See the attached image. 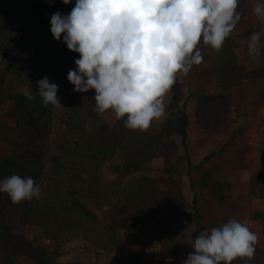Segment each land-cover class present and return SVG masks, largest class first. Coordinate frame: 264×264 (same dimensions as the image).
<instances>
[{
    "label": "trees",
    "instance_id": "1",
    "mask_svg": "<svg viewBox=\"0 0 264 264\" xmlns=\"http://www.w3.org/2000/svg\"><path fill=\"white\" fill-rule=\"evenodd\" d=\"M75 3L76 0L69 4L63 0H0V99L13 105L5 112L15 122L14 128L0 132V141L11 148V153L0 157V181L15 174L32 177L37 185L42 176L40 159L43 157L38 139L50 127L48 120L42 121L38 115L52 106H44L37 90H32L35 99L28 101L22 91L10 89L38 85L39 80L47 77L58 86L57 95L67 108V143L40 198L13 204L7 194L0 193V264H20L23 256L34 264H62L60 258L65 247L75 241L116 258L120 264H140L137 255L118 253L119 235L123 230L129 233L131 242L158 248L157 258L179 260L180 232L173 226L180 224L187 214L188 203L182 192L172 187L164 191L158 180L150 176L135 178L123 188L117 183L103 188L98 173L100 160L111 161L117 152L125 159L124 178L154 159L163 158L167 162L175 152L168 140L170 136L180 138L186 161L191 164L189 116L182 109L181 97L173 85L170 102L173 112L159 129L130 130L124 125L126 117L113 126L106 124L95 111L94 90L75 92L67 79L69 70L76 69L79 54L69 51L63 41L57 45L50 31L52 14L70 13ZM237 11L241 14L239 27L243 23L241 4ZM24 17H34L37 24H25L13 30L11 23ZM235 38L231 34L219 52L208 46L216 56L213 65L219 91L195 94L196 123L207 132L223 128L230 120L229 89L241 86L246 80H261L264 87V48L261 62L246 71L238 65ZM86 124L90 130H86ZM211 157L212 154L206 155L203 162ZM261 158L264 162V153ZM200 183L208 188L211 198L222 196L228 188L216 167L204 171ZM249 193L255 199L264 200V173L251 178ZM85 195L93 197L101 215L86 205ZM193 204H197L196 198ZM194 214L199 229L192 235L193 241L206 229L226 223L224 220L200 222L202 215L197 207ZM162 219L167 225H161ZM19 222L39 225L49 242L40 243L13 233L12 225ZM150 223L156 228L144 232L141 227ZM232 264H264V248L257 243L252 260L237 259Z\"/></svg>",
    "mask_w": 264,
    "mask_h": 264
},
{
    "label": "clouds",
    "instance_id": "2",
    "mask_svg": "<svg viewBox=\"0 0 264 264\" xmlns=\"http://www.w3.org/2000/svg\"><path fill=\"white\" fill-rule=\"evenodd\" d=\"M64 4L71 0H63ZM240 0H76L71 12L51 16L50 31L69 51L78 53L76 69L67 79L74 91L94 90L95 111L114 114L126 128L147 131L165 115V98L178 76L203 62L200 45L221 51L241 20ZM254 14L264 22V3ZM264 30L246 40L248 54L257 62L262 55ZM44 106L63 107L58 86L47 77L38 81ZM35 99L31 86L22 89ZM86 130H90L88 124ZM0 193L13 204L40 198L32 177L10 175L0 181ZM258 235L236 219L197 236L183 264H232L252 260Z\"/></svg>",
    "mask_w": 264,
    "mask_h": 264
},
{
    "label": "rangeland",
    "instance_id": "3",
    "mask_svg": "<svg viewBox=\"0 0 264 264\" xmlns=\"http://www.w3.org/2000/svg\"><path fill=\"white\" fill-rule=\"evenodd\" d=\"M257 3H264V0H240L243 23L232 33L236 37L233 45L238 65L246 71L254 69L259 64L248 54L246 44V40L253 32L264 30V22L253 12ZM68 14L69 11H66L61 15ZM25 24L36 25L37 19L24 17L13 21L11 27L13 30H19ZM62 41L63 34L61 40L56 41L57 45H60ZM261 43L264 44V37ZM199 47L203 62L193 66L186 76H178L174 84L181 97L182 109L188 114L190 120L188 151L191 164L188 165L181 140L176 136L168 138L175 152L167 162L163 158L154 159L126 178L122 176L125 159L119 152L112 157L111 161L100 160L99 162L98 181L103 188L110 187L114 183L123 188L126 182L150 176L158 180L160 188L164 191L170 187L180 190L188 203L187 214L180 224L173 226L180 232L181 259L179 260L159 259L157 258L158 248L133 243L126 230L120 232L118 253L137 255L141 261L140 264H183L189 253H194L195 250L191 246L194 242L192 235L199 229L194 214L195 207L201 212L200 222L202 223H209L213 220H224L227 223L229 219L245 223L251 231L258 235V244L264 248V200L255 199L249 193L251 178L264 173V162L261 158L264 153L263 83L261 80H246L241 86L229 89L228 94L232 102L230 120L223 128L215 132L203 130L197 125L195 119V94L199 92L216 93L219 88L216 68L213 65L216 56L208 46L201 44ZM23 88L10 90L18 92ZM31 89L39 91L37 85H31ZM170 102L171 89L165 98V115L159 120H154L146 132L159 129L164 120L173 112ZM61 105L63 107H51L45 113L41 112L38 115V119L48 120L50 123L47 133L38 139L43 153L40 159L42 176L37 183L40 192L44 191L46 180L54 173V168L67 143L65 127L67 108L64 102H61ZM12 108V104L0 99V132H4L5 128H14L15 122L5 112ZM100 117L109 126H113L117 121L110 111ZM9 153H11V148L0 141V157ZM208 154H212L211 159L203 162ZM212 167H216L228 183L227 190L218 198H211L208 188L200 183V175ZM195 198L197 204H193ZM84 200L89 208L101 215L93 197L85 195ZM259 213L263 215L259 216ZM161 225H167L163 219ZM154 228L156 225L153 223L141 227L144 232H150ZM12 231L28 240H37L40 243L49 242L37 224L15 223L12 225ZM60 262L62 264H120L116 258L93 251L80 241L69 243L65 247ZM20 264H34V262L23 256L20 258Z\"/></svg>",
    "mask_w": 264,
    "mask_h": 264
}]
</instances>
